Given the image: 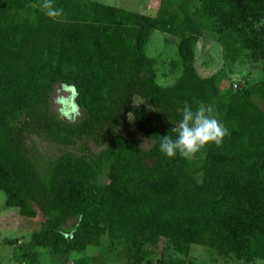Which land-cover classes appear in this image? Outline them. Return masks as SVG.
Segmentation results:
<instances>
[{
	"label": "trees",
	"instance_id": "obj_1",
	"mask_svg": "<svg viewBox=\"0 0 264 264\" xmlns=\"http://www.w3.org/2000/svg\"><path fill=\"white\" fill-rule=\"evenodd\" d=\"M41 3L0 0V191L6 208L43 218L19 264H41L42 249L51 264H192L193 245L264 261V77L222 92L221 74L195 69L205 28L226 58L264 64V0H169L154 17L53 0L62 10L53 18ZM154 31L179 40L182 75L171 86L146 53ZM57 84L82 111L75 123L52 110ZM185 104L211 105L226 134L191 160L168 158L160 137ZM129 114L148 150L120 132ZM32 136L85 152L48 158ZM162 242L185 259H155Z\"/></svg>",
	"mask_w": 264,
	"mask_h": 264
},
{
	"label": "rangeland",
	"instance_id": "obj_2",
	"mask_svg": "<svg viewBox=\"0 0 264 264\" xmlns=\"http://www.w3.org/2000/svg\"><path fill=\"white\" fill-rule=\"evenodd\" d=\"M93 1L150 17H154L158 10L163 7V4L169 3V0ZM178 43L179 40L175 37L160 31H154L145 47L147 55L156 59L158 82L162 86L175 84L182 75ZM195 69L199 76L203 78L221 74L220 89L222 92L229 90L231 86H233V89H241L245 86L254 85L264 77V64L254 62L246 55L234 60L226 58L222 44L218 41L216 35L207 28L203 30V36L197 44ZM72 101V91L64 88L62 84H57L50 94L52 110L68 122L75 123L81 118L82 111L72 109ZM258 103L264 107L262 103ZM120 132L128 138L138 141L140 147L145 150L152 146V142L137 131L133 117L128 118L126 123L120 127ZM28 142L48 158H56L66 151H78L80 147V144L76 148L58 146L38 136H32L28 139ZM86 144L88 147H94L91 141ZM93 150H96L95 147ZM84 152L78 151L77 153L79 155ZM101 182H105L103 176ZM42 222L43 218L40 214L34 219H26L20 216L16 209L6 208L5 194L0 191V264H19L24 248L30 241L31 234L40 229ZM8 240H13V244H7L6 241ZM40 251L41 264H51L47 250L42 249ZM154 254L155 259L167 254L185 259L183 256L174 254L163 242ZM186 259L192 264H246L233 259H222L215 252L198 245L191 247L190 256ZM107 264L122 263L111 257ZM253 264H264V261L257 260Z\"/></svg>",
	"mask_w": 264,
	"mask_h": 264
},
{
	"label": "clouds",
	"instance_id": "obj_3",
	"mask_svg": "<svg viewBox=\"0 0 264 264\" xmlns=\"http://www.w3.org/2000/svg\"><path fill=\"white\" fill-rule=\"evenodd\" d=\"M40 7L53 18L62 12L53 6V0H42ZM173 125L172 134L160 137L159 142L160 152L168 158L179 156L191 160L205 146L211 143L219 146L226 134L211 105L201 104L193 108L185 104L180 119Z\"/></svg>",
	"mask_w": 264,
	"mask_h": 264
}]
</instances>
